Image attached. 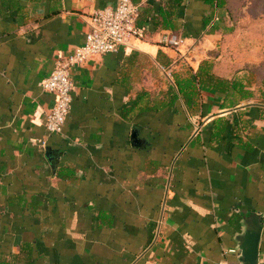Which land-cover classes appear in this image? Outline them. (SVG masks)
Instances as JSON below:
<instances>
[{"label":"crops","instance_id":"crops-1","mask_svg":"<svg viewBox=\"0 0 264 264\" xmlns=\"http://www.w3.org/2000/svg\"><path fill=\"white\" fill-rule=\"evenodd\" d=\"M117 1L0 0V264H225L264 216V83L220 63L251 95L198 85L189 105L178 90L223 36L202 0H183L177 30L153 26L165 0H133L145 37L76 65L66 124L47 131L43 79Z\"/></svg>","mask_w":264,"mask_h":264},{"label":"built area","instance_id":"built-area-1","mask_svg":"<svg viewBox=\"0 0 264 264\" xmlns=\"http://www.w3.org/2000/svg\"><path fill=\"white\" fill-rule=\"evenodd\" d=\"M140 5L133 0H118L113 6L95 9L88 18L89 31L85 41L74 47L57 60L55 67L42 81V87L55 95V102L46 115V128L49 133L62 132L72 104L74 82L72 69L95 55L135 46V41L146 35V26L137 24ZM160 44L181 51L185 38L177 33L166 31L161 35ZM235 253L237 261L225 264H244L240 260L239 248L229 249Z\"/></svg>","mask_w":264,"mask_h":264},{"label":"rangeland","instance_id":"rangeland-1","mask_svg":"<svg viewBox=\"0 0 264 264\" xmlns=\"http://www.w3.org/2000/svg\"><path fill=\"white\" fill-rule=\"evenodd\" d=\"M228 7L234 14L228 13L222 24L233 28L221 31L213 52L220 56L222 71L232 74L241 67L245 78L259 86L264 79V0H229Z\"/></svg>","mask_w":264,"mask_h":264},{"label":"trees","instance_id":"trees-1","mask_svg":"<svg viewBox=\"0 0 264 264\" xmlns=\"http://www.w3.org/2000/svg\"><path fill=\"white\" fill-rule=\"evenodd\" d=\"M204 3L208 4L212 7L211 14L203 17V27H206L212 20L216 14L217 9H223L221 20L225 21L228 13L234 14L232 12L231 7H228L229 0H202ZM183 0H165L164 5H162L159 9L157 15H153L151 20L153 22L154 28H164L170 30H177V22L176 20L179 17L180 7ZM146 18L145 16L139 14L137 19V24L140 26H144ZM220 26H216L219 28ZM233 27L223 23L220 27L224 32L231 30ZM214 53V52H213ZM216 53H214V59L212 60H204L199 70L195 73L194 76L189 77H177L176 83L178 86V90L184 94V97L189 105H191V101H193L194 95L197 91L198 85H206L216 91H222L225 93H229L230 90L237 89V91L242 96L251 95L248 90L244 89L243 80L238 78L237 76H222L216 73L215 67L220 64V60H216ZM232 75V74H230ZM261 83H264V79L261 80ZM171 99L174 100L178 97L176 92L170 91ZM171 100V101H172Z\"/></svg>","mask_w":264,"mask_h":264},{"label":"water","instance_id":"water-1","mask_svg":"<svg viewBox=\"0 0 264 264\" xmlns=\"http://www.w3.org/2000/svg\"><path fill=\"white\" fill-rule=\"evenodd\" d=\"M264 216L253 213L245 218L246 228L239 237L240 260L244 264H258Z\"/></svg>","mask_w":264,"mask_h":264}]
</instances>
